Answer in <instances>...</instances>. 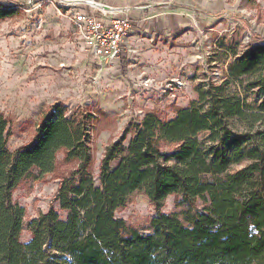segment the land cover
Returning <instances> with one entry per match:
<instances>
[{
  "label": "trees",
  "instance_id": "1",
  "mask_svg": "<svg viewBox=\"0 0 264 264\" xmlns=\"http://www.w3.org/2000/svg\"><path fill=\"white\" fill-rule=\"evenodd\" d=\"M14 10L0 4V20ZM233 55L227 80L195 90L204 106L178 109L167 121L148 113L131 124L128 140L108 145L99 185L90 169V114L67 117L55 108L33 142L10 153L0 112V264H264V45ZM242 79L258 93V105L231 91ZM161 144L175 150L166 155ZM58 152L74 165L55 196L67 217L38 215L23 243V209L13 192L29 177L55 172ZM242 161L248 166L229 171ZM133 192L154 207L149 234L116 217ZM171 195L180 210L160 212Z\"/></svg>",
  "mask_w": 264,
  "mask_h": 264
},
{
  "label": "rangeland",
  "instance_id": "2",
  "mask_svg": "<svg viewBox=\"0 0 264 264\" xmlns=\"http://www.w3.org/2000/svg\"><path fill=\"white\" fill-rule=\"evenodd\" d=\"M0 4L16 9L13 16L0 20V112L7 122L8 151L33 142L38 125L55 108L67 117L90 114V169L96 185L105 148L122 136L128 140L131 124L148 113L167 121L178 109L200 108L196 89L205 91L227 80L234 52L242 54L248 44L264 45V0H0ZM83 11L106 21L115 16L132 19L127 39L131 52L118 65H98L80 41L73 17ZM248 86L242 79L231 91L236 89L246 102L258 105V93ZM198 137L202 148L209 145L206 135ZM160 147L166 155L175 150ZM248 164L242 161L229 171ZM73 167L58 152L55 172L29 177L13 192L12 200L23 209V243L30 237L29 221L38 215L53 210L66 219L55 196L60 179ZM177 199L167 196L160 212L178 213ZM115 214L141 234H149L155 210L142 192H133Z\"/></svg>",
  "mask_w": 264,
  "mask_h": 264
},
{
  "label": "built area",
  "instance_id": "3",
  "mask_svg": "<svg viewBox=\"0 0 264 264\" xmlns=\"http://www.w3.org/2000/svg\"><path fill=\"white\" fill-rule=\"evenodd\" d=\"M73 20L76 34L98 65L113 66L124 52H131L126 43L133 27L129 17L115 16L106 22L83 11L77 13Z\"/></svg>",
  "mask_w": 264,
  "mask_h": 264
},
{
  "label": "crops",
  "instance_id": "4",
  "mask_svg": "<svg viewBox=\"0 0 264 264\" xmlns=\"http://www.w3.org/2000/svg\"><path fill=\"white\" fill-rule=\"evenodd\" d=\"M105 21H106V20H105ZM106 22H108V21H106ZM131 31H132V30H131ZM131 31H130V32H131ZM130 32H129V33H130ZM128 37H129V35H128ZM128 37L126 38V43L128 42V41H127ZM125 54H126V52H124V53L122 54L121 57H124ZM118 60H119V61H118ZM118 60L115 62V65H116V64L118 65V62L120 63V60H121V59L119 58Z\"/></svg>",
  "mask_w": 264,
  "mask_h": 264
}]
</instances>
